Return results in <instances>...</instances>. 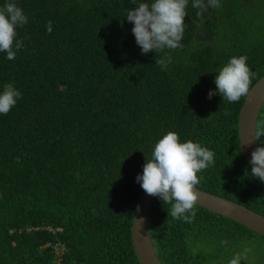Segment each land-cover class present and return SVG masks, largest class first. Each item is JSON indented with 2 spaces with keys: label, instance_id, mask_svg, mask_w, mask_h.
<instances>
[{
  "label": "trees",
  "instance_id": "obj_1",
  "mask_svg": "<svg viewBox=\"0 0 264 264\" xmlns=\"http://www.w3.org/2000/svg\"><path fill=\"white\" fill-rule=\"evenodd\" d=\"M9 2L28 22L17 29L16 58L0 52V93L6 83L22 93L0 114V264H140L131 236L143 191L136 178L169 131L215 153L198 188L264 216V182L239 145L246 97L224 101L214 83L233 56L248 57L250 89L264 76V0H220L204 11L189 0L184 48L145 55L126 18L137 6L131 0L0 7ZM165 52L172 63L162 70L156 59ZM170 208L157 197L148 213L162 264H229L246 245L264 244L199 205L191 223L173 219Z\"/></svg>",
  "mask_w": 264,
  "mask_h": 264
},
{
  "label": "clouds",
  "instance_id": "obj_2",
  "mask_svg": "<svg viewBox=\"0 0 264 264\" xmlns=\"http://www.w3.org/2000/svg\"><path fill=\"white\" fill-rule=\"evenodd\" d=\"M131 3L137 6L127 12L126 18L134 23L132 33L142 49V55L150 51L158 53L164 52L165 49L184 48L181 41L185 34L189 0H131ZM191 6L193 9L204 11L208 6L219 8L221 4L220 0H208L207 5L205 0H192ZM200 14L201 12H197V17ZM27 22L28 17L17 4L9 2L0 7V52L6 53L8 60H14L21 49L23 41L18 38L17 29ZM47 31H52L51 21L47 25ZM247 61L246 55L233 56L219 70L214 83L224 101L235 103L241 97L249 96L256 73L251 70ZM171 63L172 57L166 52L163 58L156 59V65L162 70H167ZM215 94L210 91L209 99ZM21 98L22 93L14 84L6 83L0 93V114H8ZM262 136L264 124L258 123L254 137L246 145ZM214 157L215 153L207 147L192 140L181 142L178 133L169 131L155 144L151 159H146L143 173L136 179L146 194L157 196L166 205H171L169 216L191 223L197 215L196 205L199 200L197 185L200 184V178L197 174L213 166ZM250 165L251 175L264 182V146L252 152ZM247 251L245 249V253ZM242 259L246 260L247 256L236 253L229 264H240Z\"/></svg>",
  "mask_w": 264,
  "mask_h": 264
},
{
  "label": "water",
  "instance_id": "obj_3",
  "mask_svg": "<svg viewBox=\"0 0 264 264\" xmlns=\"http://www.w3.org/2000/svg\"><path fill=\"white\" fill-rule=\"evenodd\" d=\"M264 105V76L251 88L241 108L238 121L239 145L242 155L250 164L252 152L259 146L258 140H253L255 126L260 111ZM243 140V141H242ZM245 144H244V143ZM199 200L197 205L229 219H232L257 234L264 236V216L231 200L216 196L197 187ZM157 196H150L143 190L137 200L139 211L134 214L131 236L134 251L140 264H162L153 245L148 229V213L152 202Z\"/></svg>",
  "mask_w": 264,
  "mask_h": 264
},
{
  "label": "rangeland",
  "instance_id": "obj_4",
  "mask_svg": "<svg viewBox=\"0 0 264 264\" xmlns=\"http://www.w3.org/2000/svg\"><path fill=\"white\" fill-rule=\"evenodd\" d=\"M247 252L241 253L247 256V259H242L240 264H264V244L256 240L253 244H248Z\"/></svg>",
  "mask_w": 264,
  "mask_h": 264
}]
</instances>
